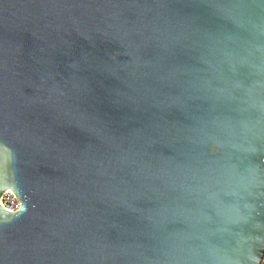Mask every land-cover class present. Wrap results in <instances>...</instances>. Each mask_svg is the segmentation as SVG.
I'll use <instances>...</instances> for the list:
<instances>
[{"label":"water","instance_id":"obj_1","mask_svg":"<svg viewBox=\"0 0 264 264\" xmlns=\"http://www.w3.org/2000/svg\"><path fill=\"white\" fill-rule=\"evenodd\" d=\"M0 264H264V0H0Z\"/></svg>","mask_w":264,"mask_h":264},{"label":"built area","instance_id":"obj_2","mask_svg":"<svg viewBox=\"0 0 264 264\" xmlns=\"http://www.w3.org/2000/svg\"><path fill=\"white\" fill-rule=\"evenodd\" d=\"M1 205L10 211H17L21 206V202L11 191H6L0 199Z\"/></svg>","mask_w":264,"mask_h":264}]
</instances>
